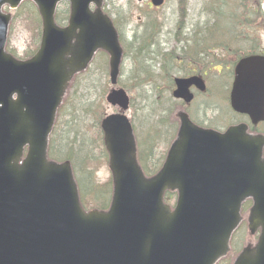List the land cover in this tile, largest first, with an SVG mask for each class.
<instances>
[{
    "label": "water",
    "instance_id": "water-1",
    "mask_svg": "<svg viewBox=\"0 0 264 264\" xmlns=\"http://www.w3.org/2000/svg\"><path fill=\"white\" fill-rule=\"evenodd\" d=\"M21 1L0 0V264H217L230 253L247 199L248 230L260 234L232 264H264V136L247 134L245 125L218 133L176 112V138L161 170L146 178L125 116L129 97L110 89L106 101L118 113L100 127L111 202L107 211L82 209L70 163L47 157L49 135L74 76L102 50L116 85L123 50L103 0H31L42 17L41 43L31 59L17 61L4 51L10 16L1 8ZM61 1L70 3L66 28L53 19ZM175 85L173 96L185 102L191 86L204 90L197 77ZM230 102L253 125L264 120L263 57L238 63ZM167 190L178 194L174 209L163 201Z\"/></svg>",
    "mask_w": 264,
    "mask_h": 264
},
{
    "label": "trees",
    "instance_id": "trees-1",
    "mask_svg": "<svg viewBox=\"0 0 264 264\" xmlns=\"http://www.w3.org/2000/svg\"><path fill=\"white\" fill-rule=\"evenodd\" d=\"M229 2V0H216V2L213 3L215 7L214 12L213 4L210 5L211 9L204 15L206 17L205 21L211 20L212 16L215 20L212 24L205 25L203 30L205 42L199 44V46H209V42L217 32L223 33L220 34L222 40H230L232 36L228 33L241 32L240 28L245 29L246 26L251 24L252 17L255 18V22L263 18L259 5L257 9L252 10L245 5V0H235L236 9L232 10ZM225 15L227 20L221 22ZM220 22L221 24L224 23V25H221ZM117 28L119 29V26H117ZM192 28L196 29L194 26H192ZM155 31V27H153L152 24H148V21H146L139 30V33L132 38L134 46L132 48L126 47L124 57L127 59V57L133 54V68L131 69L133 75L130 82L131 84L121 83V86L128 91L131 89L135 92V96H137L139 100V109H141L138 110V106L136 107L134 105L135 112H141L147 119H149V115L151 119H154L152 121L156 123V126L153 127L155 134L148 140L146 150L147 156L151 157V161L160 162L162 158H160L159 155H154L155 147L153 139L161 138V136L166 135L165 127H167L168 119L173 110L179 105L178 102L173 99L171 92L173 88L172 75L180 73V71L177 66L175 67L171 64V62H174L171 53H160L153 47V38L155 37L154 35H156ZM242 36L243 35H239L238 37ZM206 37H210V39ZM248 53H251V51L245 45H241L240 50L236 52V56L238 58ZM152 55L154 56L152 57ZM157 64L158 68L155 69L154 66ZM203 64L208 72L210 65L213 66L209 58H206ZM153 72L158 73L157 78L154 77ZM186 73L191 74L192 70H187ZM102 89V91H104L105 87L102 86ZM74 99L75 96L68 100L67 105L62 108L65 120H59L58 125L54 128L50 140L49 155L51 158L57 160L70 159L76 167H80L81 163L78 161H85L92 158L94 151L93 139L91 136L90 138L87 136L89 130L84 123L81 125L82 120L89 122L90 115L94 110V100L86 103V99L83 102L82 99L77 102ZM75 103H78V105ZM77 112L80 114V121ZM76 120L79 121V124L75 129H66L73 125ZM94 128L97 130L99 136L97 142L98 144L100 143L101 148V134L97 125H95ZM64 129L67 130L65 133H63ZM87 143L90 144L92 147L91 149ZM141 162L147 174L155 171L154 169L156 168L148 167L142 157ZM76 171L78 172L77 178L82 202L87 206V200L91 199L96 208L102 209L107 207L110 198V184H107V186L106 184L98 185L95 183L92 171L81 172L80 169H76Z\"/></svg>",
    "mask_w": 264,
    "mask_h": 264
},
{
    "label": "rangeland",
    "instance_id": "rangeland-1",
    "mask_svg": "<svg viewBox=\"0 0 264 264\" xmlns=\"http://www.w3.org/2000/svg\"><path fill=\"white\" fill-rule=\"evenodd\" d=\"M206 1L207 0H183V1L166 0V3L162 8H160L156 12H151L147 9V6L149 5V0H144L143 3H138L136 2V0H105L107 4L106 10L113 17H115L116 14L123 15L125 14V11L128 12L131 23L128 25L124 21V23L122 24V29L128 35V40L131 38V34H128L130 27L141 23L140 20L142 19L144 13L149 15L150 19L153 18L155 23L162 22L163 26H165L166 28L165 31H168V30H172V28L174 27L176 20H178V15H180L184 19V21L188 19L189 20L205 19V17L201 16L200 10H201L202 5L205 6ZM119 5H122L123 8L121 9ZM261 6H264V0H261ZM13 16H14V13H13ZM16 16L17 17L13 20L12 25L10 27V37H9L8 44H9V49L16 52V55L18 57L23 58L24 53L27 50L31 51L33 49L34 40L32 39H33V34L35 33L34 24H33L31 16L23 15L22 10H19L16 13ZM121 20L122 18L120 19V21ZM221 25H224V23H222ZM261 40L264 43V32L262 33ZM171 46L172 44H169V47ZM132 55L133 54H131L128 57V60H125L123 63V67L121 69V74H120V79H119V81L122 84H127V83L131 84L130 82H131V78L133 74L131 70L132 61L130 58L132 57ZM153 56L154 55H152V57ZM104 61H105L104 57L102 56L100 58H96L94 65H92L90 69L88 70V72L80 78L79 81H80L81 86H79V96L75 95V99H74L76 100V102L78 100L80 101V99H82V102H83L86 99V103L94 100V104H93L94 110L92 111L90 118L95 121H96V117H98L101 113H105V115L114 113L113 108L107 106L105 103L103 105L102 103V99L104 100V94L102 96V93H103L102 86L105 87V91L109 87L108 73L106 69H104L105 68ZM207 83L208 85L206 86H208V90L204 95L199 94V92L197 93L194 92L195 100L193 104L195 103L196 100H198V102L200 100H210L211 102H213L214 100H218L221 104L223 103L224 106H226L227 104L226 100L223 97H221V94L216 84H214V82H212L210 78L208 79ZM118 86L122 87L120 84H118ZM129 92H130L129 93L130 96L135 99L136 98L135 92L131 89H129ZM75 104L78 105V103H75ZM193 104L190 106V110L193 108L192 116H196V107H194ZM138 110H141L139 109V106H138ZM218 111H221V107L218 108ZM224 111H227L225 107H224ZM77 113H78L77 116L80 121L81 119L80 114L79 112ZM128 114H129V117L135 119L137 126L140 129V124L144 123V121L141 118L142 114L136 113L134 110H130ZM208 116L210 118H208ZM148 117H149V122H148V125L145 127V132H151L153 130V127L156 126V123L152 121L154 119H151L150 115ZM206 117L212 122H218L220 124H226L231 121L230 118H226V120L224 121H222L219 118L216 119L217 115L213 116L210 110L207 111ZM197 118L201 119L202 116L201 117L197 116ZM61 119H63V114H62ZM79 121L76 120L73 125L69 126L66 129H69V130L75 129L77 125L79 124ZM83 123L85 126L90 127L89 128L90 135L87 133L86 134L88 138H90V136L92 137L93 145H94V157L92 158V160L87 161V163L85 164L84 171H86L88 168L93 170L94 179L96 183L103 185L107 183L110 179V174L107 169V162H106V159L102 158L101 149L99 148L100 145L97 142L98 141L97 132L93 131L91 127V126H94V122L88 123L86 120L85 121L82 120L81 125H83ZM149 126H151L152 130L147 129ZM66 131L67 130L64 129L63 133H65ZM87 145L89 146L90 149L92 148L89 143H87ZM159 150L160 152H164L165 145H161L159 147ZM80 168H81V165H80ZM90 201L91 200H89V202ZM92 205L93 203L91 201L89 203V206H92ZM240 232L242 233V236L244 237L243 241L246 240L247 237L245 234V228H243Z\"/></svg>",
    "mask_w": 264,
    "mask_h": 264
},
{
    "label": "flooded vegetation",
    "instance_id": "flooded-vegetation-1",
    "mask_svg": "<svg viewBox=\"0 0 264 264\" xmlns=\"http://www.w3.org/2000/svg\"><path fill=\"white\" fill-rule=\"evenodd\" d=\"M199 40L193 41L194 44H198ZM202 49L198 48V51H201ZM203 51V50H202ZM263 53V52H262Z\"/></svg>",
    "mask_w": 264,
    "mask_h": 264
}]
</instances>
